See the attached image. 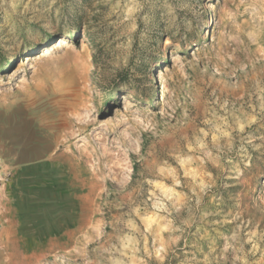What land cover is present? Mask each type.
<instances>
[{"label":"rangeland","instance_id":"1","mask_svg":"<svg viewBox=\"0 0 264 264\" xmlns=\"http://www.w3.org/2000/svg\"><path fill=\"white\" fill-rule=\"evenodd\" d=\"M0 264H264V0H0Z\"/></svg>","mask_w":264,"mask_h":264},{"label":"bare ground","instance_id":"2","mask_svg":"<svg viewBox=\"0 0 264 264\" xmlns=\"http://www.w3.org/2000/svg\"><path fill=\"white\" fill-rule=\"evenodd\" d=\"M212 20H213V19H212ZM212 22H213V21H212ZM64 43H65V42H62L61 46H63ZM242 100H243V99H240V100H238V102L240 103Z\"/></svg>","mask_w":264,"mask_h":264}]
</instances>
